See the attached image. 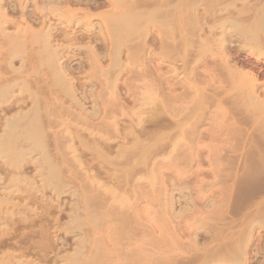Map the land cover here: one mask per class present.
Here are the masks:
<instances>
[{
	"label": "bare ground",
	"instance_id": "6f19581e",
	"mask_svg": "<svg viewBox=\"0 0 264 264\" xmlns=\"http://www.w3.org/2000/svg\"><path fill=\"white\" fill-rule=\"evenodd\" d=\"M250 1L0 0V264L259 263L264 0ZM214 108L236 145L201 147ZM205 152L212 183L192 167Z\"/></svg>",
	"mask_w": 264,
	"mask_h": 264
},
{
	"label": "rangeland",
	"instance_id": "374dc122",
	"mask_svg": "<svg viewBox=\"0 0 264 264\" xmlns=\"http://www.w3.org/2000/svg\"><path fill=\"white\" fill-rule=\"evenodd\" d=\"M251 1H252V2H251ZM251 1H250L251 3H249V4H253V5H254V4H255V1H254V0H251ZM249 4H248V5L246 4V7H247V6H248V7H252V6H253V5H249ZM239 6H240V8L243 7L242 5H238L237 8H239ZM241 6H242V7H241ZM246 7H243V8H246ZM248 7H247V10H248ZM240 8H239V9H240ZM106 10H109V9H108V8H104V9L101 10V11H106ZM243 56H245V55H243ZM245 57H246V56H245ZM250 60H251V62H252L253 65H254L253 68H252L251 70L254 71V72H256V73H259V72L262 73L261 77H259V85L261 84L260 86H261V88L264 90V87H263V86H264V75H263V74H264V57H259V58H258V57H252ZM16 66H17V67L19 66V63H18V62H17V64H16ZM259 67H260V68H259ZM262 89H261V90H262ZM263 90H262V91H263ZM214 109H215V108H214ZM89 110H91V109H89ZM212 111H213L212 114H214V110H212ZM216 112H218V111L215 109V113H216ZM228 112L230 113V111H226V112H225V113H227L226 115L229 114ZM219 113H220V112L217 113V116H218ZM223 114H224V113H223ZM219 115L221 116V114H219ZM224 115H225V114H224ZM224 115H222V117H223ZM213 116H216V115H213ZM217 116H216L217 119L220 118V116H218V117H217ZM229 116H230V114H229L228 116H224V117H225L224 120H227L226 118H228ZM229 118H230V117H229ZM212 119H215V117H214V118L212 117ZM221 120H222V125H224V126L219 125V124H221ZM230 120H231V119H230ZM212 121H213V120H212ZM219 121H220V123L218 122V120L215 119V122H217V125H216L217 127H214V130H213L214 132H213V131H212L213 133L211 132V134H213V135H210L212 139H213V137H214V139H215L216 142L213 141L214 139L211 140V138H210V136H209L210 131H208V130H212L213 126H215L216 123H215V122H212L213 125H212L211 123H208V125L206 126V127L208 128L207 131H206V127L204 128V125H203V128H204V130H205V134H204L203 137H204V140H205V141H203V140L201 139V140H202L201 142L204 144V145L201 146V147H203V148H206V147H208V146H211V147L213 146V147H215L214 145H216V143H217V145H219V146L226 145L227 143H225V142H230L229 139H228V137H231L232 140H233V139H236L234 136H232V135L230 134V129H228V131H229V134H228L227 129L224 128L225 125H226V127L228 128L227 125H228V124L230 125L231 122H230V121H227L228 124H227V123H224L222 118H220ZM231 121H232V120H231ZM209 122H210V121H209ZM225 122H226V121H225ZM229 122H230V123H229ZM205 123H206V122H205ZM214 123H215V124H214ZM218 123H219V124H218ZM223 123H224V124H223ZM206 124H207V123H206ZM206 124H205V125H206ZM210 124H211L212 126H209ZM218 125H219V127H220V126L222 127V128L220 127L221 129H219L222 133H223V130L225 131V132L223 133V135H224V134L226 133V131H227V133L223 136L224 138L220 137V135L222 134L221 132H219V131L217 132V131L215 130V129L218 128ZM210 127H212V128H210ZM229 127H230V126H229ZM248 127H251V126H248ZM248 127L246 128V132L248 131L249 133H248V132H247L248 134L246 133V138H248L249 135H250V133H251V132H250L251 128H248ZM209 128H210V129H209ZM223 128H224V129H223ZM222 129H223V130H222ZM249 129H250V130H249ZM215 131H216V132H215ZM251 131H252V130H251ZM214 133H215V134H216V133H220V135L217 134L218 136H215ZM226 135H227V136H226ZM247 136H248V137H247ZM219 137L222 138V139H221L222 141L219 139ZM225 137H227V138H225ZM216 138H217V139H216ZM231 138H230V139H231ZM224 139H225V141L223 142ZM227 139H228V140H227ZM217 140H218L219 142H218ZM226 140H227V141H226ZM232 140H231V141H232ZM234 141H235V142H234ZM236 141H237V142H236ZM238 141H239V140H237V139H236V140H233L234 144H235V143L237 144ZM233 142H230V143L233 144ZM214 143H215V144H214ZM218 143H220L221 145L218 144ZM222 143H225V144H222ZM240 143H241V142H240ZM247 143H249V142H247ZM236 144H235V145H236ZM206 145H207V146H206ZM228 145H229V144H228ZM205 153H206V154H205ZM205 153L202 154V158H201V159L199 158L201 161H203V163L201 162V164H203V165H201L202 167L199 166V164H198V167L202 168V170H201L200 168H197V167H196L197 164L194 165V166H192V167H195V168H193L195 172H196V170H197V171L199 170V172H197V175L201 173L200 177L197 176L198 179L200 178L201 181L206 182V183H207L208 181H209L208 183H210V182L212 183V181L214 182V180H213L214 177H213V173L210 172V171H212L214 168H213V166H210V165H211L210 159H208V157L206 156L208 153H207V152H205ZM203 155H205V156L203 157ZM214 157H215V156H214ZM204 159H205V160H204ZM212 159H215V158L212 157ZM206 160H207V162H205ZM215 160H216V159H215ZM205 166H206V167H205ZM179 168H180V167H179ZM181 168H182V167H181ZM181 168H180V169H181ZM204 168H206V169H204ZM195 169H196V170H195ZM169 171H171V170H169ZM169 171H168V172H169ZM173 171H174V172H173V173H170V174L167 173V171H166V172H165V173H166V176H167V177H168V176H169V177H170V176H173L174 173L176 172L175 169H173ZM192 171H193V170H192ZM192 171H191V173L194 172V171H193V172H192ZM202 171H205V172H207V173L205 174V172H204L203 175H202ZM195 172H194V173H195ZM208 172H209V173H208ZM168 174H169V175H168ZM172 174H173V175H172ZM209 174H210V176H209ZM191 175H192V174H191ZM205 175H206V176H205ZM189 176H190V175H189ZM201 176H202V177H201ZM194 177H195V176H194ZM206 177H209V178H206ZM212 177H213V178H212ZM194 179H196V177L193 178V176H192V177H191V181L193 182V184H190V185H194V186H195L194 183H196L198 179H196V181H195ZM205 179H206V181H205ZM208 179H209V180H208ZM200 180H199V181H200ZM210 180H211V181H210ZM191 181H189V182L191 183ZM194 181H195V182H194ZM167 183H168V182H167ZM167 183H166V184H167ZM197 184H199V182L196 183V186H197ZM190 185H189V186H190ZM200 185H201V183H200ZM170 186H171L170 183H169V185L167 184V187H168L167 189L170 190V188H171ZM196 186H195V187H196ZM190 187H191V186H190ZM192 187H193V186H192ZM199 187H200V186H199ZM199 187H198V188H199ZM217 187H220V186L218 185ZM196 188H197V187H196ZM214 190H215V189H214ZM215 191H217V190H215ZM214 197H218V192H216V194H215ZM203 204H204V203H202V205H203ZM207 204H208V205H207ZM207 204H206L207 207L204 208V209H205L204 212H205V214H206V212H208L207 210H209V211L211 212V217H212V212H217L216 207H214V206L217 205V203H216V202L214 203L213 199L210 198V199L207 201ZM202 205H201V206H202ZM209 205H210L211 207H210ZM201 206H200V207H201ZM203 206H204V205H203ZM217 206H218V205H217ZM208 207H209V208H208ZM212 207H213V208H212ZM210 208H211V209H210ZM214 208L216 209V211H215ZM213 210H214V211H213ZM210 212H209V213H210ZM209 213H208V215H204V216H205V217L209 216ZM213 216L215 217V216H216V213H215V215H213ZM239 216H240V215H237V216H236L237 218L235 217V219H239ZM205 217H204V218H205ZM214 217H213V218H214ZM240 217H241V216H240ZM214 219H216V217H215ZM200 233H202V234L205 235V236L203 235V238H202V239H203V242H205V241H204V238H206V233H205L204 231H200ZM260 233H261V235H264V232L261 231ZM262 237H263V238L261 239V242H263L262 244H263V250H264V236H262ZM259 238H261V236H260ZM205 240H207V239H205ZM262 240H263V241H262ZM255 244H256L257 246H259V244L257 243V241L255 242ZM255 244L253 245V248H254ZM255 247H256V246H255ZM263 250H262V253L264 254V251H263ZM263 254L261 255L262 257L258 258V259H259V263H258V264H264V263H262L263 258H264ZM263 262H264V261H263ZM254 263L257 264L256 262H253L252 264H254Z\"/></svg>",
	"mask_w": 264,
	"mask_h": 264
}]
</instances>
